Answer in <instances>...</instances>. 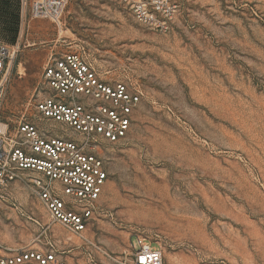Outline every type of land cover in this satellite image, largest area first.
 <instances>
[{
  "label": "rangeland",
  "instance_id": "obj_1",
  "mask_svg": "<svg viewBox=\"0 0 264 264\" xmlns=\"http://www.w3.org/2000/svg\"><path fill=\"white\" fill-rule=\"evenodd\" d=\"M135 1L69 0L58 24L0 0V42L19 46L0 111L12 127L39 120L52 55L80 52L143 92L128 138L104 152L109 179L83 235L51 222L27 176L0 199V232L13 247L53 243L68 264H127L135 235L164 264H264V0H172L165 33L135 19Z\"/></svg>",
  "mask_w": 264,
  "mask_h": 264
},
{
  "label": "built area",
  "instance_id": "obj_2",
  "mask_svg": "<svg viewBox=\"0 0 264 264\" xmlns=\"http://www.w3.org/2000/svg\"><path fill=\"white\" fill-rule=\"evenodd\" d=\"M69 0H21L22 16L61 23ZM135 19L167 32L178 13L172 0H139ZM19 46L0 42V111L9 83V67ZM35 110L38 121L22 117L14 127L0 115V199L19 179L41 203L52 223L83 235L97 219L109 179L104 152L125 141L143 100L139 88L104 79L80 52L52 55L42 74ZM41 122H45L42 126ZM61 124L79 138L52 134ZM135 241V242H134ZM127 264H164V253L145 237L131 239ZM0 264H68L64 252L47 242L40 248L0 244Z\"/></svg>",
  "mask_w": 264,
  "mask_h": 264
},
{
  "label": "crops",
  "instance_id": "obj_3",
  "mask_svg": "<svg viewBox=\"0 0 264 264\" xmlns=\"http://www.w3.org/2000/svg\"><path fill=\"white\" fill-rule=\"evenodd\" d=\"M50 124L52 125V127H54L55 128V123H51L50 122ZM37 202H39V201H37ZM3 239V243L6 245V246H9V247H12V248H19V247H13V245L15 244V242H14V240H12V239H10L7 235H5V234H2L1 232H0V240H2ZM42 244V243H41ZM41 244H37L36 243V246L37 247H33V248H40L42 245ZM3 245V244H2Z\"/></svg>",
  "mask_w": 264,
  "mask_h": 264
}]
</instances>
